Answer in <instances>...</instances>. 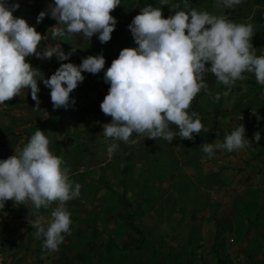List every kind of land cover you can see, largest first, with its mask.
<instances>
[{
    "label": "rangeland",
    "instance_id": "rangeland-1",
    "mask_svg": "<svg viewBox=\"0 0 264 264\" xmlns=\"http://www.w3.org/2000/svg\"><path fill=\"white\" fill-rule=\"evenodd\" d=\"M12 2L20 4L15 17L48 35L43 40L47 48L60 44L65 54L75 49L67 61L56 56L26 58L45 79L61 63L79 66L88 56L100 54L106 63L99 74L82 73L84 81L70 94L75 104L67 110L53 109L51 90L42 81H38L40 110L34 109L30 89L0 105V160L22 150L40 130L50 140V151L69 168L70 179L81 185L80 196L66 204L71 235L65 236L56 252L43 247V237L37 238L36 229L28 223L37 210L31 204L16 206L7 201L0 209L2 263L264 264V86L254 74L245 73L247 79L237 81L231 91L214 74H205L209 92L220 93V99L214 101L202 91L192 101L189 112L199 114L205 129L194 134V140L177 136L172 142L153 141L133 134L138 142L126 144L105 138L102 125L110 123L111 117L100 109L110 87L104 82V72L121 50L138 47L128 26L141 8L161 7L164 18L195 8L251 23L252 43L259 56L264 55V0H242L231 9L218 0H187L188 8L185 0H168L167 5L161 0H121L111 13L117 24L105 44L98 34L91 40L82 33L53 39L50 28L57 21L50 14L39 24L36 20L54 0ZM177 4L180 7L173 8ZM47 48L40 43L37 50ZM249 108L259 114V121L246 112ZM241 124L252 149L217 150L211 158L203 153L202 144L223 142ZM170 127L178 132L175 125ZM257 131L261 134L258 143L253 135ZM112 143L119 147L109 154ZM55 207L53 203L38 214L50 217Z\"/></svg>",
    "mask_w": 264,
    "mask_h": 264
},
{
    "label": "clouds",
    "instance_id": "clouds-1",
    "mask_svg": "<svg viewBox=\"0 0 264 264\" xmlns=\"http://www.w3.org/2000/svg\"><path fill=\"white\" fill-rule=\"evenodd\" d=\"M167 3L168 0H161L162 5ZM241 3L242 0H218L228 9ZM120 5L121 0H54L47 11L39 13L36 22L39 24L50 14L57 21L50 28L53 39L82 33L91 40L98 34L100 43L105 44L111 40L117 24L111 13ZM188 7L185 0V8ZM19 8L18 2L0 0V105L30 89L34 109L40 110L38 81H42L51 90L53 109L67 110L75 104L70 94L84 81L82 73L99 74L105 68V58L102 54L88 56L79 66L61 63L45 79L26 58L51 60L56 56L59 61H67L75 49L65 54L57 44L38 51L40 42L48 35H41L25 19L15 17L13 12ZM128 27L138 47L121 50L104 72V82L110 87L100 109L111 117L110 123L102 125L105 138L126 144L138 142L132 139L133 134L153 141L163 138L172 142L177 136L194 140V134L205 129L199 114L189 112L192 101L202 91L214 101L220 99V93L213 96L209 92L206 73L214 74L217 82L229 91L237 81L247 79L245 73L254 74L256 82L264 86V55L258 56L253 47L255 32L251 23H237L226 15L195 8L175 11L164 18L161 7L148 5L141 8ZM252 114L257 121L261 119L257 112ZM245 132L241 124L223 142L216 140L200 147L208 158L217 150L233 152L251 147ZM253 135L258 143L260 132ZM118 147L112 143L107 151L112 154ZM69 172L62 157L50 151V140L40 130L35 131L22 150L0 160V209L7 201L16 206L31 204L37 214L28 223L36 229L37 238L43 237V247L51 252L58 251L65 236L71 235V213L66 204L80 196L81 185L74 184ZM53 203L56 207L50 217L38 214L41 208L49 209Z\"/></svg>",
    "mask_w": 264,
    "mask_h": 264
},
{
    "label": "trees",
    "instance_id": "trees-1",
    "mask_svg": "<svg viewBox=\"0 0 264 264\" xmlns=\"http://www.w3.org/2000/svg\"><path fill=\"white\" fill-rule=\"evenodd\" d=\"M40 43H41L42 47H45V48L48 47V44L45 41L42 40ZM218 262L220 263L221 261H218Z\"/></svg>",
    "mask_w": 264,
    "mask_h": 264
},
{
    "label": "crops",
    "instance_id": "crops-1",
    "mask_svg": "<svg viewBox=\"0 0 264 264\" xmlns=\"http://www.w3.org/2000/svg\"><path fill=\"white\" fill-rule=\"evenodd\" d=\"M246 112H248V113H252V110L249 108V109L246 110ZM251 149H252V146H251ZM253 184L255 185V182H253ZM254 185H252V186H254ZM3 258H4V257H3Z\"/></svg>",
    "mask_w": 264,
    "mask_h": 264
},
{
    "label": "built area",
    "instance_id": "built-area-1",
    "mask_svg": "<svg viewBox=\"0 0 264 264\" xmlns=\"http://www.w3.org/2000/svg\"><path fill=\"white\" fill-rule=\"evenodd\" d=\"M2 262H3V256H2V254L0 252V264H3Z\"/></svg>",
    "mask_w": 264,
    "mask_h": 264
}]
</instances>
